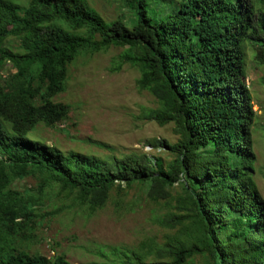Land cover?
<instances>
[{"label": "trees", "instance_id": "trees-1", "mask_svg": "<svg viewBox=\"0 0 264 264\" xmlns=\"http://www.w3.org/2000/svg\"><path fill=\"white\" fill-rule=\"evenodd\" d=\"M112 2L120 13L106 21L83 0H0V264H70L62 253L31 251L46 210L60 202L59 211L91 215L114 191L163 200L170 211L153 221L172 234L109 257L99 250L105 264H264L245 67L246 48L264 67V0ZM110 48L121 50L111 71L136 70L137 89L156 101L147 120L172 126L175 144L148 143L168 162L64 154L34 138L38 125L66 122L69 106L54 99L71 64Z\"/></svg>", "mask_w": 264, "mask_h": 264}, {"label": "rangeland", "instance_id": "rangeland-1", "mask_svg": "<svg viewBox=\"0 0 264 264\" xmlns=\"http://www.w3.org/2000/svg\"><path fill=\"white\" fill-rule=\"evenodd\" d=\"M83 1L106 21H113L120 13L112 0ZM17 2L22 5L27 0ZM123 13L127 14L126 10ZM6 46L17 50L18 43L10 39ZM120 53V49L114 48L98 54L82 53L69 67L65 92L54 99L69 106L66 122L53 128L38 125L34 138L64 154L78 152L101 160L150 154L168 162L171 158L166 153L150 149L148 143L159 139L175 144L172 126L159 127L147 120L157 103L146 91L137 89L136 70L124 65L118 72L111 71L112 61ZM245 67L255 115L252 128L255 182L264 199V67L253 62L248 48ZM10 73L13 70L8 65L3 77ZM5 129L10 132L8 127ZM25 185L27 182L19 189ZM178 192L177 186L171 190L173 195ZM123 195L114 191L110 202L91 215L77 209L59 211L60 202H55V207L46 210L48 216L35 234L37 242L31 251L46 258H52L54 251L62 253L70 264H105L99 250L108 255L111 248L130 249L145 239L158 242L172 234L153 221L170 211L163 200L151 202L139 191Z\"/></svg>", "mask_w": 264, "mask_h": 264}]
</instances>
